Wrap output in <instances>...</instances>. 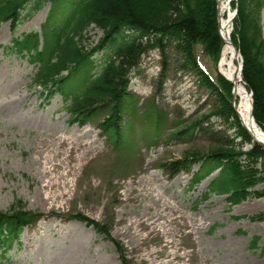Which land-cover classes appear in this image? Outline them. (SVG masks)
Instances as JSON below:
<instances>
[{
    "label": "rangeland",
    "instance_id": "obj_1",
    "mask_svg": "<svg viewBox=\"0 0 264 264\" xmlns=\"http://www.w3.org/2000/svg\"><path fill=\"white\" fill-rule=\"evenodd\" d=\"M48 8L44 6L22 23L15 35L39 33ZM262 32L264 38V26ZM101 35L93 26L87 30L86 52ZM10 39L8 24H2L0 212H8L19 200L24 210L42 217L23 228L19 243L0 264H120L111 242L73 219L75 215L106 226L130 264H264V195L232 207L225 196L213 195L195 206L216 173L188 190L191 172L171 175L166 167L185 154L204 155L224 144L242 151L251 147L238 136L232 118L212 114L221 105L218 95L182 67L184 59L174 42L166 44L164 57L156 50L143 55L129 76L127 110L120 124L123 143L113 146L98 127L106 113L82 124L73 123L58 95L47 100L32 86L35 70L26 59L4 51ZM101 55H95L93 61ZM195 61L220 93L217 61L199 47ZM77 79L69 82L76 84ZM234 102L231 95L233 110ZM150 105L160 117L157 131L153 130L155 116ZM196 123L200 124L190 138H168ZM53 137L91 142L84 154L82 150L75 154L67 187L49 186L50 180L59 179L60 171L45 174L50 165L47 159L57 151L66 153L69 147L59 150L58 142H51ZM44 142H48L46 148ZM255 190L264 191V183ZM256 215L261 220H248ZM254 236L259 240L256 249H251Z\"/></svg>",
    "mask_w": 264,
    "mask_h": 264
},
{
    "label": "trees",
    "instance_id": "obj_2",
    "mask_svg": "<svg viewBox=\"0 0 264 264\" xmlns=\"http://www.w3.org/2000/svg\"><path fill=\"white\" fill-rule=\"evenodd\" d=\"M46 5L49 8L40 32L16 36L17 28ZM230 5L232 11L236 9L230 40L241 57V83L251 94L253 120L264 133V0H236ZM216 7L215 0H0V26L7 23L11 35L4 51L25 58L35 70L32 86L40 89L47 100L58 95L73 123H85L105 112L106 117L98 122V127L113 146L123 143L120 124L129 99V76L143 55L156 50L164 57L166 44L174 42L184 59L182 67L194 72L202 86L218 95L221 105L212 114L225 120L232 118L238 136L251 147L242 151L236 145L224 144L204 155L185 154L166 167L171 175L191 172L188 190L216 172L195 206L216 195L225 196L232 207L264 195V191L255 190L264 183V150L251 142L239 126L229 105L232 85L218 76L220 93H217L218 89L195 61L196 47L214 63L219 58L222 40ZM91 26L102 35L86 52L83 40ZM98 53H102L100 60L93 61ZM75 76L79 84L69 82ZM153 112V130L157 131L160 117L154 109ZM199 124L174 132L168 138L188 139ZM194 166L198 167L192 172ZM41 217L24 210L19 200L8 212H0V259L19 243L23 228ZM72 218L110 241L120 264H130L123 247L110 238L106 226L81 215ZM248 220L261 219L256 215ZM258 240L256 236L252 238L251 249H256Z\"/></svg>",
    "mask_w": 264,
    "mask_h": 264
},
{
    "label": "bare ground",
    "instance_id": "obj_3",
    "mask_svg": "<svg viewBox=\"0 0 264 264\" xmlns=\"http://www.w3.org/2000/svg\"><path fill=\"white\" fill-rule=\"evenodd\" d=\"M230 3L231 0H218L217 4L219 34L222 40V47L216 63V72L232 85L231 92L235 101L234 110L240 125L247 130L252 139H255L264 144V133L261 129L258 128L253 120L250 96L246 88L241 83L240 56L236 54L230 40V20L232 18ZM55 141L58 142L59 150L63 149V147L66 145H69V147L66 153L63 151H57L56 153H54L53 158L47 159V162H50V165L45 169V174L51 175L60 171L59 179L50 180L49 186L67 187L69 182L66 181V178L72 176L73 174L74 167L72 163L76 161L75 154L78 153L79 150H82L81 153L84 154L91 142L89 144L83 141L77 143L74 140L68 142L64 137H53L51 139V142ZM47 143L48 142H44V148L48 146ZM42 151L43 148L38 149L39 153H41ZM60 157L62 158L60 159ZM55 158H59V160L55 162ZM61 179L63 180V182L60 181Z\"/></svg>",
    "mask_w": 264,
    "mask_h": 264
},
{
    "label": "water",
    "instance_id": "obj_4",
    "mask_svg": "<svg viewBox=\"0 0 264 264\" xmlns=\"http://www.w3.org/2000/svg\"><path fill=\"white\" fill-rule=\"evenodd\" d=\"M217 3H218V0H215ZM217 10H218V5H217ZM235 14H236V10L233 12V14H232V18H231V20H230V24L232 25V20L234 19V17H235ZM217 23H218V29H219V18H218V13H217ZM233 47H234V49H235V52H236V54H238L239 55V52H238V50H237V48L233 45ZM241 69H242V61H240V71H241ZM249 94V96H250V102H251V110H252V101H251V94L250 93H248ZM244 130H245V132L249 135V133L247 132V130L244 128ZM249 137H250V135H249ZM251 138V137H250ZM251 140L256 144V145H258V146H260L263 150H264V144L263 143H261V142H259V141H257V140H255V139H252L251 138Z\"/></svg>",
    "mask_w": 264,
    "mask_h": 264
}]
</instances>
